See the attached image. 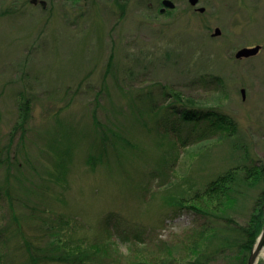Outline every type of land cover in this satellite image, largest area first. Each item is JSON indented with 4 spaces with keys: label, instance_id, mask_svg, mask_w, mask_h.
I'll return each mask as SVG.
<instances>
[{
    "label": "rangeland",
    "instance_id": "obj_1",
    "mask_svg": "<svg viewBox=\"0 0 264 264\" xmlns=\"http://www.w3.org/2000/svg\"><path fill=\"white\" fill-rule=\"evenodd\" d=\"M44 1L45 7L0 0V185L10 181L17 189L15 213L24 217L32 203L45 209L43 216L62 213L69 220L62 230L84 242L97 235L105 240L108 229L119 264L137 257V250L151 260L170 253L184 258L198 233L215 226L222 246L220 239L201 245L212 254L211 264H238L229 227L248 223L264 187L260 179H245L254 169L238 168L261 156L253 148L264 138L255 117L264 114V51L235 60L238 48L258 38L250 28L232 37L235 0H227L223 15L217 0L201 3L203 13L184 10L188 0H175L166 14L143 0ZM215 27L221 33L213 37ZM164 88L230 120L216 129L209 119H179L169 112L176 103ZM150 99L159 104L156 114L148 110ZM25 102L30 115L24 130L15 131ZM164 115L168 130L156 124ZM94 118L125 140L115 146L118 153L110 147L107 156L88 163ZM234 167L240 191L231 193L236 198L222 214L233 222L166 202L174 190L187 198L201 193ZM12 220L1 191L0 264L23 261L5 230ZM256 264H264V249Z\"/></svg>",
    "mask_w": 264,
    "mask_h": 264
},
{
    "label": "trees",
    "instance_id": "obj_2",
    "mask_svg": "<svg viewBox=\"0 0 264 264\" xmlns=\"http://www.w3.org/2000/svg\"><path fill=\"white\" fill-rule=\"evenodd\" d=\"M0 14L3 13L0 12ZM111 60L112 55L109 56L107 67H110ZM212 77L219 80L218 77ZM163 95L173 97V100L171 101L176 103V105L172 106L169 112L171 113L172 111L174 115L178 114L177 118L179 119L195 120L196 122L202 120L206 121L204 118L209 119L208 125L210 124L216 129H222V125L224 126L226 122L230 120L226 115L217 111L214 107L209 106L205 109H201L190 96H185L183 98L181 93L174 92L171 88H164ZM158 105L159 104L155 102V99H150L148 110L150 106V111L153 114H156L158 113ZM29 112L27 102L22 105L20 104L19 120L15 123L13 130H24V126L30 115ZM168 121V116L164 115L156 120V124L162 129L168 130ZM94 122L95 133L91 141L92 149L86 159L88 163L94 159L102 158L103 155L107 156L110 147L118 153L115 146L118 142H124L125 140V137L120 132L113 131V128L108 124L100 123L95 118ZM228 128L229 131H234L233 126ZM179 131L180 130H178V132ZM174 145L176 146L175 142L172 145V148H174ZM8 163H10V161ZM92 163H95V160ZM61 169H64V166L61 167ZM237 169V167H234L223 173H219L206 185L201 193L195 191L192 197L187 198V195H184L183 190H174L176 195H168L166 202L186 207L190 211L206 216L212 215L216 218H224L227 222H233L230 217L225 215L222 216V214L226 213V210L231 206L229 203L234 202L232 199L236 198L234 195H231V193L240 191L237 188L239 187L238 184L240 181L236 173ZM62 172L63 171H61V173ZM245 179L250 183L255 179L258 180V172L254 171V174L246 176ZM14 190L17 189L10 184V181H5L3 185H0V192L3 191L7 196L11 217L13 219L10 227H7L5 230L10 231L11 237H15L16 243L14 248L16 251L20 252V256L23 260L20 264L120 263V259L116 256L118 249L117 240L111 238L108 229H106L105 240H100L99 235H97L93 241L84 242L82 237H74L73 233L69 232L67 229L64 230L66 232L64 233L62 230L63 226H68L69 220L64 219L62 213L57 212L53 215L43 216L41 212L45 211V209L39 208L37 203H32L30 206H27L29 204L24 203L30 212H28L27 215H24L25 218L23 216H18L14 210V203L16 200V198L12 196V191ZM26 195L28 197V193H26ZM21 199V197L18 198V202ZM262 203L263 195L261 194L256 202L254 211L250 215L248 223L245 225L233 223V225L229 227L232 234H234L233 244L237 247L235 257L239 260L238 264H246L250 250L261 231L263 224ZM36 210H39V212L36 213ZM20 218L23 219L21 220ZM219 230L220 228L218 229L215 226H209L201 230L198 233V240L194 241L192 245L187 247L189 253L184 256V258H176L170 253V251H167L168 254L170 253L168 257H159L151 260L146 256L139 255L140 250L136 249L138 252L137 257L126 259V264H211V261L213 260L212 254L208 249L206 250V248L201 245L207 247L210 241L212 242L215 239H220L221 243L219 241L218 244L222 246V237H218ZM134 237H136L135 239L137 240L140 239L138 234ZM140 242L144 243L142 240ZM131 244L133 245V243ZM164 248L168 249L167 244L164 245Z\"/></svg>",
    "mask_w": 264,
    "mask_h": 264
},
{
    "label": "flooded vegetation",
    "instance_id": "obj_3",
    "mask_svg": "<svg viewBox=\"0 0 264 264\" xmlns=\"http://www.w3.org/2000/svg\"><path fill=\"white\" fill-rule=\"evenodd\" d=\"M39 1V0H38ZM78 1V0H75ZM173 4L172 7H168L165 6V4L163 3V0H156V3H154L153 0H143L142 3L148 7V8H153L159 13V14H166V13H170L172 11V9H175V5L176 2L175 0H170ZM184 1V0H182ZM213 0H198L197 3L195 5H192L189 0V6L187 5V7H184V10H191L192 12L195 13H203L205 11V6L202 5L201 3H205L206 5L210 2H212ZM219 3L222 4V15L225 13V11L223 10L226 6H227V0H217ZM153 2V3H152ZM39 3V2H37ZM235 4L237 7V18L236 20H230V25H234V33L232 35V37L236 36L238 34V32H241L242 28L248 29L250 28V30H253L256 34V36L258 37L257 40H249L250 42H254L253 44H249L246 46H242V47H253V46H259L258 51L248 57H241V58H237L235 57V53L236 51L239 49H237L234 53V58L236 61H241V60H248L251 58H254L255 56H259L261 55V53L264 51V0H235ZM200 7H203L204 10L203 11H199L198 9ZM225 20L224 17H222V29L223 32L225 31V23H223ZM217 28V27H215ZM214 28V30H215ZM219 28V27H218ZM227 28V27H226ZM220 29V28H219ZM213 30V32H214ZM213 32L211 33V36L215 37V36H219V35H213ZM221 33V30H220ZM225 34V33H224ZM222 34V36L226 37V34L224 35ZM262 42V43H259ZM240 47V48H242ZM244 89V88H242ZM241 89V90H242ZM242 94V92H241ZM243 100L246 98V93H245V89H244V96H242ZM256 120L259 123L258 125V129L261 131H264V114L263 115H258L255 116ZM264 136V135H262ZM262 143L261 146L258 147V145H254V150L257 154H260V157H255V158H250L248 159L247 163L242 162L240 164H238V168L240 170H246V169H254V171L258 172L259 175V179L264 185V138L262 139ZM251 147V145H250ZM248 148V150H251V148ZM247 152V151H246ZM248 153V152H247ZM261 194L263 195V200H264V187L261 191Z\"/></svg>",
    "mask_w": 264,
    "mask_h": 264
},
{
    "label": "water",
    "instance_id": "obj_4",
    "mask_svg": "<svg viewBox=\"0 0 264 264\" xmlns=\"http://www.w3.org/2000/svg\"><path fill=\"white\" fill-rule=\"evenodd\" d=\"M31 3L36 4L37 2H39L43 7L46 6V2L44 0H30ZM198 0H189V2L192 5H195L197 3ZM163 3L165 4V6L168 7H172L173 4L170 0H163ZM199 11H203L204 8L200 7L198 9ZM220 34V29L217 27L215 28L213 35H219ZM259 49V46H253V47H242L239 48L236 53H235V57L237 58H241V57H248L251 56L253 54H255ZM242 92V96H244V89L241 90ZM262 217H263V224H262V228L261 231L259 232L257 239L252 247V249L250 250V253L248 255L247 258V264H256L257 263V259L258 256L260 254V252L264 249V200L262 203Z\"/></svg>",
    "mask_w": 264,
    "mask_h": 264
}]
</instances>
